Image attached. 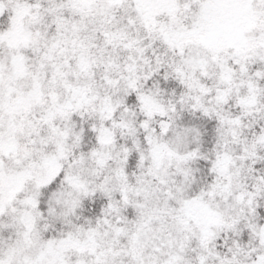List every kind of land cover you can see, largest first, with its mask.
<instances>
[{"label": "snow or ice", "instance_id": "6c2138e0", "mask_svg": "<svg viewBox=\"0 0 264 264\" xmlns=\"http://www.w3.org/2000/svg\"><path fill=\"white\" fill-rule=\"evenodd\" d=\"M0 264H264V0H0Z\"/></svg>", "mask_w": 264, "mask_h": 264}]
</instances>
